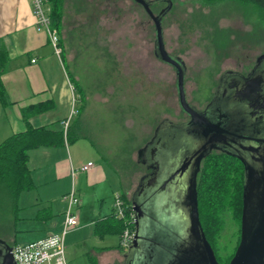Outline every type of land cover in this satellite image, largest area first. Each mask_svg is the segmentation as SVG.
<instances>
[{
    "label": "rangeland",
    "instance_id": "obj_1",
    "mask_svg": "<svg viewBox=\"0 0 264 264\" xmlns=\"http://www.w3.org/2000/svg\"><path fill=\"white\" fill-rule=\"evenodd\" d=\"M162 7L154 8V13ZM220 7L214 5L210 11L195 0H176L163 21L165 48L185 62L187 100L200 110L212 99L223 73L247 74L264 51V18L258 8L252 4H240L239 10ZM64 11L62 55L82 97L75 124L85 128L90 137L70 148L79 150L83 160L88 157L85 147L93 149V157L102 155L109 167L120 171L123 189L128 188L131 197L145 174L139 153L160 123L189 119L179 104L177 71L155 57V25L140 4L132 0H66ZM236 20L249 26L243 28L237 22L231 26ZM109 173V185L113 186L117 176ZM90 188L89 205L112 203L114 193L95 200V188ZM22 195L15 230L8 233L0 225V240L9 244L14 238L21 244L36 240V217L32 215L35 194L24 191ZM239 231V224L227 212L218 242L222 260L236 250ZM94 233L91 227L85 236L77 237L78 252L98 244ZM88 255L76 258L74 249L70 254L66 244L69 264H91Z\"/></svg>",
    "mask_w": 264,
    "mask_h": 264
},
{
    "label": "water",
    "instance_id": "obj_2",
    "mask_svg": "<svg viewBox=\"0 0 264 264\" xmlns=\"http://www.w3.org/2000/svg\"><path fill=\"white\" fill-rule=\"evenodd\" d=\"M132 1L154 22L156 56L176 69L179 104L191 120L164 121L139 153V163L153 173L140 179L132 196L135 237L123 264H220L200 221L197 191L202 161L213 151L244 166L240 243L228 264H264V54L247 76L226 72L212 105L200 111L187 101L185 62L165 48L163 20L173 2ZM163 2L167 7L155 15L151 7ZM0 264H16L5 240Z\"/></svg>",
    "mask_w": 264,
    "mask_h": 264
},
{
    "label": "crops",
    "instance_id": "obj_3",
    "mask_svg": "<svg viewBox=\"0 0 264 264\" xmlns=\"http://www.w3.org/2000/svg\"><path fill=\"white\" fill-rule=\"evenodd\" d=\"M195 2L203 5V8H209L210 11L214 5L229 10L233 8L239 10L237 6L240 4L249 5L242 0L214 2L195 0ZM236 22L243 24V28L249 26L243 20L231 21V26ZM0 52L6 60L1 75L3 97L0 96V145L11 136L24 133L29 128L45 127L64 133V146L40 147L29 152L28 166L33 187L24 191L35 194L32 202V215L36 217L35 241L62 230L67 208L65 197L74 187L82 202L76 209L79 226L66 237L65 243L67 249H70V254L73 248L76 258L82 257L84 253L89 254L91 264H123L126 253L120 247L121 234L116 232V224L108 220L113 214L115 195L122 194L123 190H129L123 189L120 171L109 167L102 155H99V158L93 157V149L85 147L84 153L88 157L83 160L79 150L74 152L71 150L70 145L76 142L73 144L68 142L69 132L73 136L79 135L78 141L90 138L85 128L75 124L79 112L71 118L67 131L64 126L72 113L74 98L77 100L78 110L82 97L68 70L66 58L63 55L58 57L50 44L48 34L37 29L31 0H0ZM262 54L264 51L259 55ZM92 162L93 166L89 171L82 172L78 169L82 164ZM73 170L76 171L74 177ZM109 171H113L117 176L116 180L115 177L113 179V186H116V183L119 186H116V190L109 185L111 180ZM91 186L95 188L93 197L95 200L114 193L112 198L110 196L112 205L107 203H101L97 207L96 204L89 205ZM19 200L18 208L21 210ZM17 220L18 218L15 227ZM99 223L105 224L98 227ZM91 227L98 238V244L91 250L78 252L80 242L77 237L85 236V231ZM114 236L116 240L111 239ZM13 242L21 244L16 242L15 238Z\"/></svg>",
    "mask_w": 264,
    "mask_h": 264
},
{
    "label": "trees",
    "instance_id": "obj_4",
    "mask_svg": "<svg viewBox=\"0 0 264 264\" xmlns=\"http://www.w3.org/2000/svg\"><path fill=\"white\" fill-rule=\"evenodd\" d=\"M49 1L53 26L58 29L61 35L66 0ZM171 1L173 2L174 9L176 0ZM206 1L214 2L216 0ZM242 1L257 7L261 17L264 18V0ZM160 5H164V7L159 10V13L167 7V3H159L151 7L152 11ZM5 62L4 55L0 52V96L2 97L3 84L1 75L5 68ZM79 139V135L73 136L72 133L69 132V143L73 144ZM64 145L63 131H55L45 127L29 128L24 133L11 136L0 145V225L6 232L9 233L15 230L20 194L24 190H30L33 187L28 166L29 152L40 147H60ZM243 181L244 166L241 161L235 157L220 151H214L202 161L201 170L197 178L200 221L206 238L214 249L220 264H228L232 260L240 243L243 212ZM122 198L128 206V214L133 213L132 196L130 197V195H128V191L123 190ZM227 212H229L235 222L239 224L240 235L236 250L229 258L222 260L218 251V242L224 230L225 215ZM11 216L12 219L10 220ZM109 221L116 224V232L122 234L124 228L123 222L116 219L113 214L109 217L108 222ZM104 224L105 223H99L98 227H102ZM16 244L17 243L13 242L9 245L13 247Z\"/></svg>",
    "mask_w": 264,
    "mask_h": 264
},
{
    "label": "built area",
    "instance_id": "obj_5",
    "mask_svg": "<svg viewBox=\"0 0 264 264\" xmlns=\"http://www.w3.org/2000/svg\"><path fill=\"white\" fill-rule=\"evenodd\" d=\"M36 26L39 31H45L49 36V41L56 55L61 57V37L58 29L53 26L51 17V6L49 0H31ZM77 100L74 98L72 113L64 123L65 131L69 128V123L73 115L78 113L76 108ZM93 163H89L80 169L82 172L89 171ZM76 171H72L73 177ZM67 208L65 211V221L59 233L50 235L44 239L29 242L26 244H16L13 246V254L16 264H68L66 257V237L79 226V217L76 209L81 206V199L73 187L71 192L65 197ZM113 215L121 220L124 228L120 237L121 249L129 250L135 237V217L134 212L128 214V206L121 193H117L114 198ZM133 210V209H132Z\"/></svg>",
    "mask_w": 264,
    "mask_h": 264
},
{
    "label": "flooded vegetation",
    "instance_id": "obj_6",
    "mask_svg": "<svg viewBox=\"0 0 264 264\" xmlns=\"http://www.w3.org/2000/svg\"><path fill=\"white\" fill-rule=\"evenodd\" d=\"M173 9V8H172ZM154 52H155V57L159 60V61H161L157 56H156V44H155V50H154ZM171 54V53H170ZM172 56H174V57H176V58H178V56H176V55H174V54H171ZM180 58V57H179ZM258 58V57H257ZM257 60V59H256ZM256 60H255V62H256ZM162 62V61H161ZM255 62H254V64H253V67H254V65H255ZM164 63V62H163ZM165 64H167V63H165ZM169 65V64H168ZM171 66V65H170ZM253 67L251 68V70L247 73V74H244L243 72H241V71H233V72H237V73H241V74H243V75H245V76H247L249 73H251V71L253 70ZM227 72H230V71H227ZM226 73V72H225ZM225 73H223V75L220 77V79H219V82H218V85H217V87H216V89H215V91H214V93H213V96H212V99L206 104V106L202 109V110H200V109H198V110H200V111H206V109L208 108V106L209 105H212V102H213V100H214V98L218 95V91H219V85H220V82H221V79L223 78V76H224V74ZM230 80V79H229ZM228 84H230L229 82H227V88H228ZM231 86H233V83H231L230 84ZM232 89V88H231ZM224 95H226V93H223V94H221V97L222 96H224ZM186 96H187V94H186ZM188 101V100H187ZM190 104V103H189ZM190 105H192V104H190ZM256 105H259V104H256ZM195 107V106H194ZM181 110H182V108H181ZM183 111V110H182ZM184 112V111H183ZM185 113V112H184ZM188 117H189V119L187 120V121H185V122H182V123H175V122H173L174 124H177V125H180V124H184V123H187V122H189L190 120H191V118H190V116L188 115ZM166 120H168V119H166ZM166 120H164V121H166ZM164 121H162L161 123H163ZM170 121V120H169ZM172 122V121H171ZM160 123V124H161ZM156 131V130H155ZM154 134H155V132H154ZM154 134H153V137H154ZM152 137V138H153ZM152 138L150 139V141L152 140ZM149 141V142H150ZM148 142V143H149ZM214 152V151H213ZM143 165V164H142ZM152 165V164H151ZM144 166V168H145V174L143 175V176H145V175H149V174H151V173H153V168H150L151 166L148 164L147 166H145V165H143ZM142 176V177H143ZM141 177V178H142Z\"/></svg>",
    "mask_w": 264,
    "mask_h": 264
}]
</instances>
